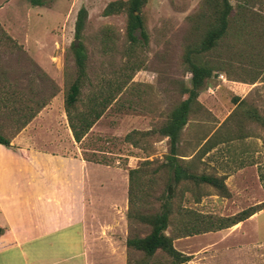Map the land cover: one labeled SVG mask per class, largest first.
<instances>
[{
  "label": "rangeland",
  "instance_id": "rangeland-1",
  "mask_svg": "<svg viewBox=\"0 0 264 264\" xmlns=\"http://www.w3.org/2000/svg\"><path fill=\"white\" fill-rule=\"evenodd\" d=\"M121 1L130 0H42V6L32 0H0V134L11 141L55 97L54 108L62 109L63 96L80 74L72 50L78 41L87 60L74 114L88 113L91 96L115 98L75 152L127 175L140 169L133 183L131 238L151 232L137 216L159 213L171 184L175 194L165 234L175 238V247L194 258L201 243L219 241L208 255L209 264H235L239 256L249 262L246 249L264 243V209L225 242L217 233L177 237L184 227L264 206V127L253 117L264 118V0H229L234 10L226 35L211 51L193 52L191 61L190 52L214 24V5L222 0H146L140 14L148 40L136 45L127 36V8L104 16L109 4ZM83 8L88 17L77 39ZM192 64L211 68L213 75L181 133L178 158L191 174L222 179L226 190L193 180L177 185L165 167L170 143L159 130L188 98ZM227 79L254 87L235 103L236 95L224 85ZM45 122L52 140L65 143L64 152L73 154L60 116ZM215 142L223 144L213 151ZM172 263L160 251L154 257L134 249L129 254V264Z\"/></svg>",
  "mask_w": 264,
  "mask_h": 264
},
{
  "label": "crops",
  "instance_id": "crops-1",
  "mask_svg": "<svg viewBox=\"0 0 264 264\" xmlns=\"http://www.w3.org/2000/svg\"><path fill=\"white\" fill-rule=\"evenodd\" d=\"M224 82L241 101L254 87L245 81ZM56 99L11 140V147L0 144V227L5 230L0 237V264H129L133 251L127 245L131 238L129 175L86 161L75 152L82 141L76 142L73 136L65 97L61 110L54 108ZM57 115L68 127L71 155L64 152L65 143L52 140L45 126V119ZM221 144L215 142L211 150ZM258 213L229 229L194 236L200 239L217 233L225 242L256 221ZM218 243H201L203 249L194 258L186 253L191 257L188 264H209L208 255ZM246 250L249 262L239 256L235 264H264V243L257 241Z\"/></svg>",
  "mask_w": 264,
  "mask_h": 264
},
{
  "label": "trees",
  "instance_id": "trees-1",
  "mask_svg": "<svg viewBox=\"0 0 264 264\" xmlns=\"http://www.w3.org/2000/svg\"><path fill=\"white\" fill-rule=\"evenodd\" d=\"M146 0H130L129 2H114L108 5L104 11V16H110L114 13H119L127 8L129 14V20L127 25V36L132 45L138 43L147 42L148 36L144 26V22L141 16V7ZM34 6H42V0H32ZM233 6L229 0H222L220 3L214 5L215 22L211 25L210 29L204 36L202 42L195 50L190 52L188 56L191 61V55L195 53H205L214 49L218 42L226 35L230 23L233 17ZM88 17V12L85 8L81 9L77 16L76 21V38L79 39L81 32L84 29L85 21ZM139 33V35L137 34ZM72 50L76 58V64L79 69L78 79L71 85L69 90L65 94V111L69 119V125L72 130L75 141L80 143L83 138L89 133L97 121H99L104 115L106 109L114 101L115 96H108L102 98L100 101L96 98L91 99V106L88 113L74 114L77 104L80 102V96L82 92V80L86 75V60L87 53L85 47L81 44L76 46L72 45ZM192 87L186 90L188 98L181 102L170 114L167 123L159 130L160 134L169 139L170 152L167 157L166 168L168 172H173L172 182L179 184L183 180H193L197 183H206L212 185L221 190H226L225 183L222 179H218L211 176L189 173L185 167L181 164V160L178 158V147L180 143L181 133L188 123L189 115L192 111L194 104H199V97L202 90L205 88L208 80L212 78L213 70L206 66H199L192 64ZM238 98H234L235 103L238 102ZM34 116L31 117V119ZM254 119L264 127V118L257 113L253 114ZM24 123L27 125L30 121ZM129 135L126 139H129ZM0 144L6 147L11 146V141L0 134ZM140 172V169H132L129 171V202L130 209L132 205L133 197V183L135 176ZM175 187L168 185V193L163 196V204L159 213L155 215H138L137 218L141 223H146L151 226V232L143 237L129 238L127 245L129 248L136 251L143 252L148 257H154L157 252H162L168 255L172 260V264H188L191 261V257L180 252L174 246L175 238L167 236L165 232L170 226V216L172 214L171 201L174 197ZM129 209L128 218L131 220L133 215ZM264 209L250 208L243 210L239 214L227 217L219 218L216 221H210L205 226L192 225L184 227L177 238L189 237L209 232H217L225 229H229L256 213ZM206 217H202L204 220ZM211 218V217H209ZM5 230L0 227V237L3 236Z\"/></svg>",
  "mask_w": 264,
  "mask_h": 264
},
{
  "label": "water",
  "instance_id": "water-1",
  "mask_svg": "<svg viewBox=\"0 0 264 264\" xmlns=\"http://www.w3.org/2000/svg\"><path fill=\"white\" fill-rule=\"evenodd\" d=\"M78 43H79V42H78V41H76V43H75V44L78 46Z\"/></svg>",
  "mask_w": 264,
  "mask_h": 264
},
{
  "label": "built area",
  "instance_id": "built-area-1",
  "mask_svg": "<svg viewBox=\"0 0 264 264\" xmlns=\"http://www.w3.org/2000/svg\"><path fill=\"white\" fill-rule=\"evenodd\" d=\"M220 78L223 80L224 78H223V76H220Z\"/></svg>",
  "mask_w": 264,
  "mask_h": 264
}]
</instances>
